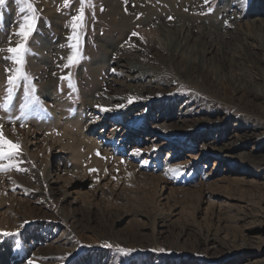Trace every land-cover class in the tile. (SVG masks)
<instances>
[{"label":"rangeland","instance_id":"rangeland-1","mask_svg":"<svg viewBox=\"0 0 264 264\" xmlns=\"http://www.w3.org/2000/svg\"><path fill=\"white\" fill-rule=\"evenodd\" d=\"M107 1L85 6L81 58L65 68L80 0H30L36 20L23 70L40 103L22 116L21 81L9 111L0 108L20 169L0 173V264H264V228L258 236L255 225L264 214L259 32L244 30L248 45L189 35L185 46L203 58L189 70L187 53L173 61L168 50L176 22L238 36L237 27L264 18L262 0ZM122 17L133 29L119 32ZM22 19L16 0H5L0 105L9 96L8 70L17 67L7 49L20 42ZM154 25L169 31L157 34ZM113 43L135 56L125 60ZM118 63L141 71L128 75ZM69 74L72 87L60 79ZM65 132L79 134L76 157L54 155L56 140L71 145Z\"/></svg>","mask_w":264,"mask_h":264},{"label":"bare ground","instance_id":"bare-ground-1","mask_svg":"<svg viewBox=\"0 0 264 264\" xmlns=\"http://www.w3.org/2000/svg\"><path fill=\"white\" fill-rule=\"evenodd\" d=\"M111 2H113V0H111ZM262 2H263V0H262ZM262 2L260 1L261 5L263 7L262 6L258 7L257 14L258 13H264V11H263L264 10V4ZM111 6H112L111 7L112 10L110 8V14L112 15V12H114L113 11V4H111ZM147 12H148L147 13L148 15L151 14L149 9L147 10ZM115 13L117 14V12H115ZM121 19L122 20L117 25H114L115 27L119 28V32H122L125 29L126 30L127 29L130 30L133 27V25H130V19H125V18L123 19V17ZM147 19H148V17H147ZM154 28L156 29L157 34L160 33V35L162 34V31H169V25L168 26L167 25H154ZM242 28H243V31H242ZM248 28L252 29V31L255 30V31L259 32V37L256 40L258 45H259L258 50H261V49L264 50V42L262 41V37H261V35L264 34V18H260V17L259 18L258 17H253V19L250 20V22L245 23L243 27L242 26H239V28L237 27V29L239 31V33H237L238 36H236L235 34H232V33L221 32V31H219V29H216V28H209V27L207 28V27H203V26H195V25H193L192 23H190L187 20H183V22H176L175 25H174V30H175L174 31V35L170 36L171 43L168 46V50L170 51V53H172V60L173 61H175L176 58H178V57H180V58L182 57L183 58V55H185V53H187L188 58L187 59L183 58L185 60V66L183 65V67L186 70H189L188 66H191L192 68H196V65L201 64L202 60H203L202 57L200 58V57L196 56V54H193L190 50H188L189 48H187L185 46L189 35L195 33L197 35L198 39L199 38L206 39L208 41H211L212 43L213 42L221 43L222 41L223 42H225V41L228 42L229 41V42H233L234 45H237V44L248 45L245 42L247 40L246 38L250 37V35H251L248 32L245 33L248 30ZM166 29H168V30H166ZM244 30H245V32H244ZM243 34H244V37L241 38V36ZM192 37H193V35H192ZM159 40L160 39H158L157 41L159 42ZM109 43L111 44V42H109ZM110 50L112 52L122 53L125 60H129V58L135 56V54L133 52H130V51H128V52L125 51L124 52V51L121 50V51L118 52L117 51L118 50V45H116V43L112 44ZM263 55H264V51H263ZM234 57H236L237 63H239L240 60L242 61V57L239 54V52L237 54H235ZM180 61L182 62V60H180ZM261 61L264 62V56H263V58H261ZM239 64H241V63H239ZM116 65H117L118 68L121 69L122 72L126 71L128 73V75H130V73L141 71L139 67H136V66H134L133 64H130V63H127V64L118 63ZM245 86L246 85H244V89H245ZM59 114H60L59 116L62 115V113H59ZM94 130H95L94 128L90 127L88 131H91V132L89 134H91L92 131H94ZM80 134L83 135V136L85 135V134H82V133H80ZM89 134L86 135L87 136V141H90L91 145H92L94 143V141H93L91 135H89ZM78 136H79V134H78ZM78 136H72L68 132L63 133V137H64L63 139H66L65 142H67V143H69V141H71V145L69 146L67 144V145L61 146V141L56 140L55 143H56V146H58V150L57 151L55 150L56 152L54 153V155L57 158H59V157L63 158V157L68 156V155L74 156V154H75V157H76L78 155V154H76V151L78 149L77 145H80L82 143V141L79 139ZM86 136H84V138ZM150 137H152V136H150ZM15 139L18 140V138H15ZM119 141H121V140H119ZM162 145H164V144H162ZM223 167L227 168V164H223ZM236 171H238V170H236ZM255 216L257 218L256 219L257 222L256 223L254 222L255 225L258 227V229L259 228H264V214L262 212L258 211ZM263 230L259 229V231H258L259 233H257L258 236H260V234L263 233ZM256 239H258V238H256ZM208 241H212V240H206L207 243L204 244V246H206V248H208V249H216L217 248L216 245L214 244V242H208ZM243 245H246V244H243ZM1 261L3 262L4 260H1Z\"/></svg>","mask_w":264,"mask_h":264},{"label":"snow or ice","instance_id":"snow-or-ice-1","mask_svg":"<svg viewBox=\"0 0 264 264\" xmlns=\"http://www.w3.org/2000/svg\"><path fill=\"white\" fill-rule=\"evenodd\" d=\"M17 5L19 6V12L23 14L22 22L19 24V28L16 31L15 35L19 38V43L16 47H9L7 51L10 55L7 59L11 60L14 65L17 67L8 70L10 71V75L8 78V100L5 101L4 105H0L5 112L9 111V102L12 98L13 90L19 87L20 82L24 81V96L25 102L21 105V114L26 118L27 113L26 109H29L32 106L39 105V99L34 95L35 87L31 86L30 77L24 72L23 66L25 64V57L29 54V49L27 47V41L34 31L35 20H36V9L33 7L30 0H16ZM5 0H0V7L4 6ZM81 8L79 15L77 17H73V36L69 37V40L75 39L76 43H70L68 46L72 49L71 54L68 56V63L64 65L65 68L70 67L79 62L80 57V37L78 34V29L83 27L84 20V8L85 6L91 7V0H80ZM67 6V0H66ZM132 37H138V33L133 32L131 34ZM131 39V37L129 38ZM141 40L143 38H140ZM132 46V45H129ZM60 79L62 81L67 80L69 87H72L71 75L69 76H61ZM132 97H129V102L132 101ZM102 111H107V109H101ZM23 126V125H22ZM19 154V145L13 143L9 139L6 138L4 132L2 130V126H0V173L10 171L13 167H16L17 171L20 169L15 163V158ZM136 154H139L138 152ZM7 162V163H5ZM92 171H95L94 169ZM178 171V170H173ZM2 235H12L11 233H2ZM111 247L110 245H106ZM117 251L121 253L127 252L125 249H117Z\"/></svg>","mask_w":264,"mask_h":264}]
</instances>
